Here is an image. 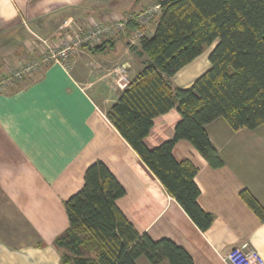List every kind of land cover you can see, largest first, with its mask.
<instances>
[{"label": "crops", "instance_id": "0c3cea01", "mask_svg": "<svg viewBox=\"0 0 264 264\" xmlns=\"http://www.w3.org/2000/svg\"><path fill=\"white\" fill-rule=\"evenodd\" d=\"M123 1L0 0V74L37 54L38 37L54 43L60 20L86 14L88 5L103 6L97 17L107 20L155 0ZM128 35L105 40L99 50L82 48L66 67L46 64L0 91V264H61L54 239L68 226L64 201L82 187L85 169L96 161L124 188L116 205L139 233L169 238L194 264H230V248L244 241L264 259V219L239 194L247 189L264 208V142L257 132L264 124L252 130H233L223 118L206 124L223 160L216 168L188 140L174 144V158L197 167V202L212 216L201 230L106 117L121 91L114 83L119 67L125 66L129 80L142 67L139 43H129ZM199 57L171 76L175 86L193 83ZM204 65L209 67L208 57ZM179 118L176 107L155 117L146 145L170 138ZM136 263L152 264L144 256Z\"/></svg>", "mask_w": 264, "mask_h": 264}, {"label": "trees", "instance_id": "16d2710c", "mask_svg": "<svg viewBox=\"0 0 264 264\" xmlns=\"http://www.w3.org/2000/svg\"><path fill=\"white\" fill-rule=\"evenodd\" d=\"M154 24L138 40L142 67L108 107L107 119L158 178L191 220L206 230L211 214L197 202V167L177 161L174 144L188 140L213 167L223 160L205 125L223 118L233 130L264 124V0H155ZM152 20V21H153ZM135 23H128L130 31ZM215 42L209 67L193 83L171 76ZM103 44V43H102ZM102 44L89 49L99 50ZM176 107L173 135L154 147L144 141L153 120ZM125 190L101 161L87 166L82 187L64 201L68 226L54 239L61 264H194L169 238L139 233L116 205ZM242 200L260 218L264 208L247 190Z\"/></svg>", "mask_w": 264, "mask_h": 264}, {"label": "built area", "instance_id": "2783aa9c", "mask_svg": "<svg viewBox=\"0 0 264 264\" xmlns=\"http://www.w3.org/2000/svg\"><path fill=\"white\" fill-rule=\"evenodd\" d=\"M159 4H154L146 9L135 13H129L122 17H113L106 22H91L89 27L80 29L69 36L62 37L59 43H48L42 41V49L38 51L37 57L27 60L16 69L0 74V91L6 89L9 85L17 80L23 79L26 75L32 74L36 70H40L46 64L57 63L64 67L68 65L69 57L82 48H90L100 43L102 38H109L113 35L126 33L128 23H135L136 27L132 28L128 38L129 43H134L141 36L146 34L150 28L153 17L159 12ZM68 21H64L63 25H67ZM129 79L125 73V66L121 65L117 76L114 79L116 87L120 90L124 89ZM226 260L230 264H263L264 259L261 254L253 248L248 242L244 241L238 245H234L227 253Z\"/></svg>", "mask_w": 264, "mask_h": 264}, {"label": "rangeland", "instance_id": "374dc122", "mask_svg": "<svg viewBox=\"0 0 264 264\" xmlns=\"http://www.w3.org/2000/svg\"><path fill=\"white\" fill-rule=\"evenodd\" d=\"M132 0H125V1H123L124 2V4L125 5H128V3L129 2H131ZM123 4V5H124ZM154 4H156L155 3V1L153 2V1H151L150 3H149V5L148 6H146L145 8H143V9H146V8H148V7H150V6H152V5H154ZM120 5V4H119ZM118 5V6H119ZM122 5V4H121ZM90 5H88V9H87V12H86V14H79V15H76V16H73V18L71 17V18H64V19H61L60 21V24H59V26H58V28H57V36L55 37V39L56 38H58V39H54V43L53 44H57V43H59L60 41H61V39H62V37L64 38L65 36H67L68 37V39L69 38H71V37H69V36H73V34L75 33V32H77L78 30H79V28L80 29H87L88 27H89V24L91 23V22H106V21H108V20H110L111 18L109 17V19H99L98 17H97V13H98V10H100V9H103L104 7L102 6V7H100L99 5H97L96 7H93V6H90ZM119 7H121V6H119ZM142 9V10H143ZM139 11H141V10H139ZM135 12H138V10H132L131 8H129V9H125V11H123L122 12V14L120 15V16H118V17H122L123 15H127V14H129V13H135ZM71 19V20H70ZM153 20V19H152ZM155 20H156V18L153 20V21H151V23H150V27L154 24V22H155ZM64 21H68V23H67V25H63V22ZM126 32H128V34L130 35V33H129V30L127 29L126 30ZM114 36V35H113ZM112 36V37H113ZM60 37V38H59ZM112 37H109V38H107V37H105V38H102L101 40H100V43L99 44H101V43H103L105 40H108V39H110V38H112ZM42 40H46L48 43H49V41H52V38H44V37H42ZM37 42L39 43V44H41V46H44L43 45V43H42V41L41 40H39L38 38H37ZM215 45V42L214 43H212L211 45H209V46H205L204 47V49H203V51H202V53L200 54V57L197 59V61L193 64V66H195V68H196V71H198V72H194V73H197V77L201 74V73H203L207 68H208V66H205L204 65V61L205 60H207V57H208V54H209V52H210V50L212 49V47ZM38 55L37 54H35V53H33V55H30V57L28 58V60H30V59H33V58H35V57H37ZM201 67H204V68H201ZM202 69V70H201ZM38 70H36V71H34V72H37ZM200 71V72H199ZM33 72V73H34ZM32 73V74H33ZM199 73V74H198ZM190 75V74H189ZM26 76H28V75H26ZM25 78V77H24ZM258 142H264V126H261L259 129H258Z\"/></svg>", "mask_w": 264, "mask_h": 264}]
</instances>
